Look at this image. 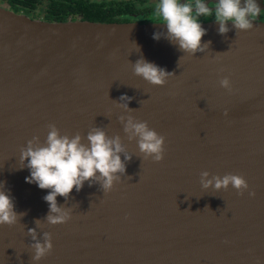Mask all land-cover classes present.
<instances>
[{
	"label": "water",
	"instance_id": "1",
	"mask_svg": "<svg viewBox=\"0 0 264 264\" xmlns=\"http://www.w3.org/2000/svg\"><path fill=\"white\" fill-rule=\"evenodd\" d=\"M0 264H264V21L0 7Z\"/></svg>",
	"mask_w": 264,
	"mask_h": 264
},
{
	"label": "flooded vegetation",
	"instance_id": "2",
	"mask_svg": "<svg viewBox=\"0 0 264 264\" xmlns=\"http://www.w3.org/2000/svg\"><path fill=\"white\" fill-rule=\"evenodd\" d=\"M160 1L178 4L179 9L183 6L185 11L178 10L176 15L170 13L161 20H151L150 13ZM262 5L264 0H0V7L45 21L116 23L243 22L253 18ZM227 11L228 15L221 16ZM253 19L264 21V13Z\"/></svg>",
	"mask_w": 264,
	"mask_h": 264
},
{
	"label": "rangeland",
	"instance_id": "3",
	"mask_svg": "<svg viewBox=\"0 0 264 264\" xmlns=\"http://www.w3.org/2000/svg\"><path fill=\"white\" fill-rule=\"evenodd\" d=\"M179 6L180 5H178V4L175 5V4H169V3H165V2H161L160 1V2H158L155 5L154 12L152 10L151 13H150L151 15L149 14L150 15L149 17H150L151 20H161L164 17H166V15H170V13L176 15L178 10H179V12L180 11H185L184 8H183V6L180 9H179ZM152 12H153V14H152ZM263 13H264V6L262 5L261 8H258L257 9L255 16H262ZM224 14L228 15V11L227 12H223L221 16H223ZM255 16H253V18ZM253 18H250V19H247V20H256V19H253ZM257 20H261V19H257Z\"/></svg>",
	"mask_w": 264,
	"mask_h": 264
}]
</instances>
